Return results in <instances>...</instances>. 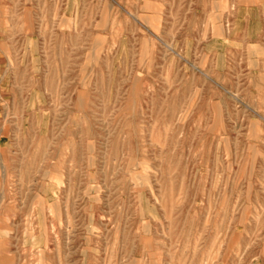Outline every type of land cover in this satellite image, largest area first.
<instances>
[{
	"label": "rangeland",
	"instance_id": "rangeland-1",
	"mask_svg": "<svg viewBox=\"0 0 264 264\" xmlns=\"http://www.w3.org/2000/svg\"><path fill=\"white\" fill-rule=\"evenodd\" d=\"M0 264H264V0H0Z\"/></svg>",
	"mask_w": 264,
	"mask_h": 264
},
{
	"label": "bare ground",
	"instance_id": "bare-ground-1",
	"mask_svg": "<svg viewBox=\"0 0 264 264\" xmlns=\"http://www.w3.org/2000/svg\"><path fill=\"white\" fill-rule=\"evenodd\" d=\"M195 97V96H194ZM127 144V143H126ZM2 164V163H1Z\"/></svg>",
	"mask_w": 264,
	"mask_h": 264
}]
</instances>
